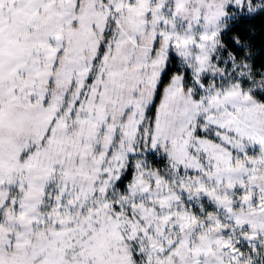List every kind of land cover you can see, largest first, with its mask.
<instances>
[{
	"label": "snow or ice",
	"instance_id": "6c2138e0",
	"mask_svg": "<svg viewBox=\"0 0 264 264\" xmlns=\"http://www.w3.org/2000/svg\"><path fill=\"white\" fill-rule=\"evenodd\" d=\"M0 264H264V0H0Z\"/></svg>",
	"mask_w": 264,
	"mask_h": 264
}]
</instances>
